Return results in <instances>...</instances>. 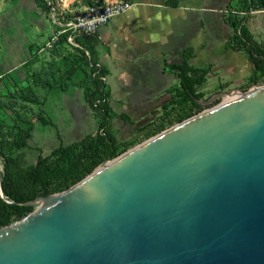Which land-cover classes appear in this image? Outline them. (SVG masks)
<instances>
[{
    "label": "water",
    "instance_id": "1",
    "mask_svg": "<svg viewBox=\"0 0 264 264\" xmlns=\"http://www.w3.org/2000/svg\"><path fill=\"white\" fill-rule=\"evenodd\" d=\"M234 93L0 228V264H264V87L197 103Z\"/></svg>",
    "mask_w": 264,
    "mask_h": 264
},
{
    "label": "crops",
    "instance_id": "2",
    "mask_svg": "<svg viewBox=\"0 0 264 264\" xmlns=\"http://www.w3.org/2000/svg\"><path fill=\"white\" fill-rule=\"evenodd\" d=\"M233 1L178 0L172 7L167 0H136L129 11L96 32L90 48L107 76L111 130L118 142L119 136L124 138L128 132H141L139 135L145 137V126L168 105L179 85L167 67L181 64L186 51H190L189 66L209 70L205 84L198 88L204 99L252 87L247 82L252 64L242 49L232 47L234 31L225 21L224 8ZM242 24L249 37L264 47V13L249 15ZM62 112L71 113L67 136L75 135L73 142L98 130L82 93H77L67 108H60L58 113ZM49 121L57 141L68 145L62 143L54 119ZM72 128L76 134H71ZM37 154L30 156L29 164L35 162Z\"/></svg>",
    "mask_w": 264,
    "mask_h": 264
},
{
    "label": "trees",
    "instance_id": "3",
    "mask_svg": "<svg viewBox=\"0 0 264 264\" xmlns=\"http://www.w3.org/2000/svg\"><path fill=\"white\" fill-rule=\"evenodd\" d=\"M232 6L237 12L264 9V0H235ZM168 6H177L178 0H167ZM244 20V19H243ZM225 21L233 28L234 35L230 43L234 49H242L252 64V73L248 78V85L256 86L264 83V47L249 37L242 20L232 16L225 17ZM67 38L66 34L62 36ZM93 39H77L76 43L87 51ZM87 60L83 49L76 48ZM89 52V51H88ZM190 51L183 53V62L179 65H168L169 71L178 81L172 99L166 105L169 111L165 113L170 125L181 123L203 110L197 102L204 100V95L198 88L205 84L208 69H197L189 66L187 60ZM90 54V53H89ZM90 62L93 64L87 71L91 80V88L87 89V102L90 109L97 114L98 132L87 135L83 139L68 145L60 144L48 154H42L37 149V157L33 164H24L25 151L30 149L28 141L34 128L32 121L26 115H17L13 125H5L0 117V157L3 167L0 172V228L11 225L26 217L33 211L32 207L13 205L35 200L38 197H49L68 191L89 176L96 167L105 160H113L121 155L129 145L119 143L111 130L112 113L106 103L108 92L105 83L99 78L105 74L95 66V55L91 50ZM98 76L92 78L94 73ZM100 74V75H99ZM33 74V87L48 88L51 83L47 75L37 77ZM66 90V87H62ZM15 102L32 103L36 95L31 89L11 93ZM12 105V103H10ZM15 104V103H14ZM0 104V111H2ZM40 124L52 125L43 116H38ZM164 129L163 126L145 135L150 138ZM1 192L3 197L1 196Z\"/></svg>",
    "mask_w": 264,
    "mask_h": 264
},
{
    "label": "rangeland",
    "instance_id": "4",
    "mask_svg": "<svg viewBox=\"0 0 264 264\" xmlns=\"http://www.w3.org/2000/svg\"><path fill=\"white\" fill-rule=\"evenodd\" d=\"M117 1L120 0H0V104H4L1 106L0 117L5 125H13L17 115L20 114L26 115L32 121L34 128L28 141L31 149L26 151L27 165H29L30 156L36 154L37 149L42 154H47L51 148L60 144L56 139L54 127L40 124L37 117L41 115L47 120L53 121L54 119L62 134V143L73 142L76 140L75 135L67 136L72 123L71 113L62 112L60 114L58 112L60 108H67L68 103L76 98L77 93H82L87 102L86 91L92 87L91 80L87 77V71L93 64L90 62L91 58L84 60L76 47L68 43L66 39L63 40L62 32L65 30L63 25L88 6H101ZM128 1L136 3V0ZM224 2L225 0H222L223 4ZM236 10L233 6L224 8V16H230L229 12H237ZM231 16L236 17L234 14ZM65 34L68 35L69 32ZM88 51L91 54V49ZM95 63L100 65L99 70H103L97 59ZM33 74L38 75L37 77L47 75L51 85L45 89L39 86L33 87ZM94 74L98 76V72ZM94 74L92 78L97 77ZM102 77L103 83L107 85L106 74H103ZM63 86L67 87L66 91L62 89ZM261 86L264 87V83L257 85V87ZM27 89H31L35 93L36 100L34 102L24 103L20 100L15 102L11 97V93ZM106 89L108 90V88ZM250 90L251 88L248 87L239 92L245 94ZM237 95L239 96V94ZM208 98L207 96L205 99ZM225 99L216 100L195 115L225 104L227 102ZM108 100L109 97L106 98V103ZM169 109V107H162L159 110L160 114L152 118V121L145 126L147 133L163 126L164 129L156 134L159 135L179 124L170 125L168 123L165 113ZM90 111L93 122L97 123L99 121L97 114L91 109ZM56 113L58 114L55 115ZM71 131H73L71 134H76V129L72 128ZM97 132L98 130L94 133ZM140 133L129 135L128 132L124 138L119 136V142L129 145V147L118 157L156 136L146 138L139 135ZM2 167L3 160L0 157V172ZM37 210L33 208L31 213L38 214L40 210Z\"/></svg>",
    "mask_w": 264,
    "mask_h": 264
},
{
    "label": "built area",
    "instance_id": "5",
    "mask_svg": "<svg viewBox=\"0 0 264 264\" xmlns=\"http://www.w3.org/2000/svg\"><path fill=\"white\" fill-rule=\"evenodd\" d=\"M134 6L128 0H120L115 3H106L101 6H88L86 7L79 15L74 17L71 21L64 24L65 30L62 34L69 32L67 35V42L73 45L76 48H81L77 43V39H87L91 40L95 36L96 32L103 26L107 25L112 19L121 16L122 14L129 11ZM256 13H264V9L261 10H250L248 12H229V15L237 19L242 20L248 17L249 15H253ZM86 57L89 59L90 54L86 49H83ZM95 66L100 68L99 64H95ZM97 76L96 74H94ZM103 80V77H99ZM263 84V83H260ZM258 84V85H260ZM262 88L254 86V89Z\"/></svg>",
    "mask_w": 264,
    "mask_h": 264
},
{
    "label": "bare ground",
    "instance_id": "6",
    "mask_svg": "<svg viewBox=\"0 0 264 264\" xmlns=\"http://www.w3.org/2000/svg\"><path fill=\"white\" fill-rule=\"evenodd\" d=\"M224 98H226L225 99V102L227 101L226 103H230V102L236 100L237 98H239V96L236 93L235 95H232L230 97L229 96H226ZM104 168H101V169L96 170V172L94 173V175H96L97 173H99L100 171H102ZM61 197H63V195H55V196L52 195L50 197H47L46 199H44L43 201H41L39 210L41 211V210H43V209H45V208H47L49 206L54 205L56 202H58L61 199Z\"/></svg>",
    "mask_w": 264,
    "mask_h": 264
}]
</instances>
